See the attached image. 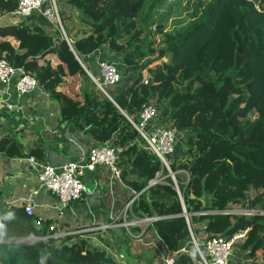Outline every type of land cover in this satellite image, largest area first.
I'll use <instances>...</instances> for the list:
<instances>
[{
    "label": "trees",
    "instance_id": "trees-1",
    "mask_svg": "<svg viewBox=\"0 0 264 264\" xmlns=\"http://www.w3.org/2000/svg\"><path fill=\"white\" fill-rule=\"evenodd\" d=\"M65 1L61 29L29 25L23 17L0 24V57L36 79L58 124L111 142L118 177L133 194L127 217L156 216L148 225L174 252L170 264H195L185 216L191 231L192 221H202L205 237L228 238L245 229L238 248L250 264H264L263 214L202 213L231 205L264 209V88L257 80L264 74V0H185V20L171 28L166 20L181 0ZM16 5L0 0V16L12 15ZM104 42L128 48L126 59L136 71L111 95L115 104L96 93L78 61ZM148 95L157 109L166 103L170 125L184 133L183 154L169 162L179 195L169 176L147 185L160 163L138 146L124 115L134 117ZM40 146L28 152L43 158ZM20 148L0 136L3 154H20ZM9 208L12 214L0 209V264H110L103 249L70 242L71 234L52 236L59 226L51 217L26 214L22 205ZM29 232L36 238L14 241Z\"/></svg>",
    "mask_w": 264,
    "mask_h": 264
},
{
    "label": "crops",
    "instance_id": "crops-1",
    "mask_svg": "<svg viewBox=\"0 0 264 264\" xmlns=\"http://www.w3.org/2000/svg\"><path fill=\"white\" fill-rule=\"evenodd\" d=\"M57 2L59 9L69 8L65 0H57ZM0 18L8 23L19 20L20 16L12 14L2 15ZM24 19L29 25L38 24L43 29L56 26L38 11L31 12ZM111 48L113 47L104 42L94 52L83 56L82 61L88 70L97 73L96 58H109L108 50ZM164 104L166 105L165 102ZM163 110L167 113V119L163 118ZM169 114L170 109H163L162 106L161 109L156 110L151 123L168 125L170 124ZM16 126H23V132H26L30 139L27 141L24 138L22 141L18 133L15 140L21 144L20 154L14 153L7 156L0 152L4 158V160L0 158V209L29 202L32 204L33 215L38 218L51 217L59 226V231H74L107 223L112 217L119 215L123 203L133 197L132 190L120 181L117 173H113L106 166H97L83 175L84 191L80 199L60 207L50 193L38 187L32 169L22 170L15 165L19 159H25L22 153L28 150V143L31 145L40 143L43 159L54 165L71 158L78 159L85 155L92 145L98 143L82 129H77L68 122L58 124L53 103L48 100L40 85L36 84L28 92L18 93L11 85L0 83V136H6L7 131H12ZM176 149L177 152L170 154L169 159L183 154L184 147H176ZM125 218L131 219L127 217V214ZM34 224L38 223L35 221ZM131 227L126 228L127 232L129 229L132 230L129 234L126 232L131 237L129 239H123L121 233L124 227L115 224L107 229L72 233L70 242L82 240L90 247L103 249L110 258V264H168L166 260L172 258L174 252L164 247L156 233L149 228L148 222H145L144 227H140L139 231L137 226ZM134 227H137V230ZM194 228L192 233L197 240L206 236L203 224L194 225ZM234 248L227 264L251 263L246 251L245 255L240 253L237 256V252L240 251L238 245ZM234 252L235 258L229 261Z\"/></svg>",
    "mask_w": 264,
    "mask_h": 264
},
{
    "label": "built area",
    "instance_id": "built-area-1",
    "mask_svg": "<svg viewBox=\"0 0 264 264\" xmlns=\"http://www.w3.org/2000/svg\"><path fill=\"white\" fill-rule=\"evenodd\" d=\"M59 8L57 0H17L16 8L13 14L25 18L33 11H38L41 15L61 29L59 19ZM83 70L93 82L96 93L103 96L115 104L111 94L104 88L106 85L113 84L119 78V72L116 65L108 59L97 57V73H93L83 61L78 60ZM142 83H146L147 75L142 74ZM0 83L11 85L18 93L30 91L36 84V79L31 75L23 72L20 68L11 65L4 57H0ZM157 108L150 103H145L137 114L132 117L126 114V120L131 124L136 132V143L148 154L156 157L160 163V169L155 172V179H150L148 183L155 182L164 176H169L173 182V188L179 195L178 187L175 182L173 172L169 167L167 155L174 150V145L177 138V129L168 125H155L150 121L155 115ZM23 126H16L12 131H7L6 136L15 140L16 134L21 135V139L27 141V133L23 132ZM26 131V130H25ZM16 141V140H15ZM19 143V141H17ZM29 148L32 147L30 143ZM28 148V149H29ZM116 150L111 145V142L106 140L92 145L87 153L78 159L71 158L63 161L61 164L54 165L42 157L38 158L28 150L23 151L24 158L28 160L31 169L34 171L35 179L38 187L43 188L50 193L58 202L60 207H65L68 203L80 199L84 191V182L82 180L86 171H91L97 166H106L113 173H117L115 162ZM164 169L165 173H162ZM132 197L128 198L119 210V215L114 216L107 223L98 226H88L84 229L74 231H58L51 234L52 236L81 233L86 230L103 229L115 224L132 225L136 222H150L156 216H144L141 218L126 219V214L129 211ZM232 206V205H231ZM23 211L26 214L33 213L32 204L26 202L22 205ZM239 212V213H258L264 215V209L257 208H242V207H226L223 209H211L202 211V213H224V212ZM186 224L189 231V236L195 250V264H227V260L236 245H238L245 237V229H239L233 232L228 238L216 234L203 237L197 240L189 226L188 218L185 216ZM38 225V224H37ZM51 226H49L50 228ZM28 237L35 238L36 236L29 232ZM184 250L183 247H179ZM173 257V256H172ZM172 258H168L166 262L170 264Z\"/></svg>",
    "mask_w": 264,
    "mask_h": 264
},
{
    "label": "rangeland",
    "instance_id": "rangeland-1",
    "mask_svg": "<svg viewBox=\"0 0 264 264\" xmlns=\"http://www.w3.org/2000/svg\"><path fill=\"white\" fill-rule=\"evenodd\" d=\"M57 6L59 8L58 2H57ZM184 6H185V0H181V3H176L175 5H173V7L171 8L172 13L167 18L166 23H165V27L166 28H171L172 26L177 27V26L182 24V22L185 20V18H184V10L185 9H183ZM2 22L6 23L7 21H2L1 18H0V23H2ZM150 29L151 30L153 29V25H151ZM155 38H158V36H155ZM128 51H129L128 48L123 47L118 42V43H116V45L113 48H111V50H108L109 58L105 57V59L110 60L111 62H113L116 65V67L118 69V72H119V78H118V80L116 82H114L113 84L104 86V88L110 94H113L116 90L121 89L123 86H126L130 82V80H132L134 78V76L136 75V71L131 69L132 61L126 59L127 58L126 57V53ZM163 60H165V59H163ZM96 68H97V66H96ZM257 80H260V81L263 82L262 87L264 88V74L261 75L259 77V79H257ZM252 87H253L252 90L256 91V92L261 90V85H259V83H257V82L253 83ZM259 95H260L259 96V102L260 103H264V91L261 92V94H259ZM162 106H163V109H166V110L169 109V107L167 105H165L164 102H162V104L160 105L159 108L161 109ZM163 116H164L163 118L167 119V113L164 110H163ZM149 122H151V119H150ZM166 123H168V122H166ZM163 125H166V124L164 123ZM183 135H184V133H182V132L178 133V131H177V140H176V143L174 145V150L170 154H175L177 152L176 147L177 148H179V147H184L185 148V144H184V141H183V138H182ZM170 154L167 155L168 160H171V159H169L170 158ZM0 158L4 160L2 155H0ZM174 158H177V157H174ZM1 159H0V162H1ZM230 207L231 208H235L236 206L232 205ZM5 208L10 214L13 213V209L9 208V206H7ZM144 224H145V222H136L135 224H132V225L137 226L138 227V231H139L140 227L141 228L144 227ZM132 225H128V224L127 225L126 224H118L117 225V226L124 227V231H123V233H121L123 238L125 237V235H127V233L132 231L131 230L132 229V227H131ZM194 225L200 226V225H202V221H200V222L192 221V227L193 228H194ZM128 227H131V229H129V232H127V230H126V228H128ZM106 229H107V227H106ZM125 239H126V237H125ZM181 246L182 245H180V247ZM234 249H233V251H234ZM238 250H240V249L238 248ZM245 251L246 250H244V249L238 251L237 252V256L240 253L244 254ZM235 252L232 253L233 255L231 256L229 261H232L233 258H235V256H234ZM238 262H239V260H238Z\"/></svg>",
    "mask_w": 264,
    "mask_h": 264
},
{
    "label": "water",
    "instance_id": "water-1",
    "mask_svg": "<svg viewBox=\"0 0 264 264\" xmlns=\"http://www.w3.org/2000/svg\"><path fill=\"white\" fill-rule=\"evenodd\" d=\"M162 59H165V57H162ZM148 98H149V95L147 96L145 102H147ZM15 165H17L22 170H25V169L26 170H29V169H31V165L28 162V160H26V159H19L18 162ZM152 183L153 182H150L147 185H150ZM182 211H184V209ZM35 238L28 237V236H22V237H19L18 239H16L15 241L16 242H19V243H26V242H29V241L35 239Z\"/></svg>",
    "mask_w": 264,
    "mask_h": 264
},
{
    "label": "clouds",
    "instance_id": "clouds-1",
    "mask_svg": "<svg viewBox=\"0 0 264 264\" xmlns=\"http://www.w3.org/2000/svg\"><path fill=\"white\" fill-rule=\"evenodd\" d=\"M0 227H2V225H0Z\"/></svg>",
    "mask_w": 264,
    "mask_h": 264
}]
</instances>
